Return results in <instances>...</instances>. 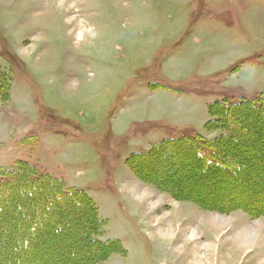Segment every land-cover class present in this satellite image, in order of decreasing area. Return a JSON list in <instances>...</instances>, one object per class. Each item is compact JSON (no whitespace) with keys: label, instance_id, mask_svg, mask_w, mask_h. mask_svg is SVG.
Instances as JSON below:
<instances>
[{"label":"rangeland","instance_id":"obj_1","mask_svg":"<svg viewBox=\"0 0 264 264\" xmlns=\"http://www.w3.org/2000/svg\"><path fill=\"white\" fill-rule=\"evenodd\" d=\"M0 68L12 78L0 101V166L24 161L85 192L104 222L98 239L123 250L100 264H264V213L178 201L128 165L165 139L213 140L222 131L207 129L211 104L264 94V0H0ZM237 112L230 143L264 163V121ZM167 148L141 173L208 205L264 207V164L186 175L189 156ZM78 220L58 238L40 234L41 249L8 245L16 260L8 263L66 262Z\"/></svg>","mask_w":264,"mask_h":264},{"label":"trees","instance_id":"obj_2","mask_svg":"<svg viewBox=\"0 0 264 264\" xmlns=\"http://www.w3.org/2000/svg\"><path fill=\"white\" fill-rule=\"evenodd\" d=\"M11 84L10 73H5L0 68V101L2 103H6L10 99ZM243 109H246L249 114H258L256 118L264 121V94L256 96L252 100L222 99L211 104L210 112L215 116V120L207 122V129L220 130L222 131L221 135L213 140L200 135H183L176 140L165 139L145 154H133L128 160L129 168L137 178L155 186L178 201H188L202 209L229 211L237 207L243 208L245 212L253 216L262 215L264 207L260 209L234 204L220 206L205 204L193 193H182L176 189V181L167 177H159L157 174L156 177L151 175V178L149 172L141 173L145 166L148 171L152 170L155 165L148 164L150 159L159 156V160H162L164 155L160 154L170 151V148L167 147L172 145L181 146V148H177L181 157L189 156V159L180 166L186 175H194V172L200 171L199 167H201L205 171L211 170L216 176H232L242 169L247 170L252 167L254 169V164L257 162L264 164L252 155L248 147H237L236 149L232 142L230 143V141L236 142L239 139L235 132L238 127H235V123H230V119L234 117L232 115L238 113L237 111ZM24 140L21 141V144L28 145ZM31 140L36 141L35 138ZM255 140L257 138H254V142H256ZM223 144L226 145L225 148L220 146ZM235 153L241 155L240 161L235 157ZM250 158L253 162L249 161ZM183 167L185 168L183 169ZM250 180L253 179H247L246 182L248 183ZM215 198L214 201H221L219 197ZM68 209L73 210L77 215L67 219L66 211ZM81 213H86V217L80 215ZM90 214L92 215L90 216ZM79 217L83 221L80 229L81 235L77 237L76 241L69 239L64 245L65 249H68L72 244V248L70 255L65 259L66 262L61 259V264H82V262L83 264H100L111 254L123 252L117 240L110 239L103 242L98 239L104 222L98 219L97 207L85 192L67 187L63 180L40 173L37 168L24 161L17 160L9 166H0V258L7 260V263H10V260L12 263L16 262L15 254L7 247L8 245L10 247L18 245L19 248L23 247L28 250L30 245L34 246L40 242V234L50 235L52 233L58 238L59 234L72 227V225L68 226L69 222L79 221ZM43 243L46 244V241L37 244L40 245V249L43 247ZM74 246L75 248H73ZM77 247L86 249V253L78 254ZM40 249L39 252L42 253ZM39 252L34 256L39 257ZM95 256L100 258L97 259Z\"/></svg>","mask_w":264,"mask_h":264},{"label":"bare ground","instance_id":"obj_3","mask_svg":"<svg viewBox=\"0 0 264 264\" xmlns=\"http://www.w3.org/2000/svg\"><path fill=\"white\" fill-rule=\"evenodd\" d=\"M244 117V116H243ZM248 118V117H247ZM246 119V118H245ZM250 119V118H249ZM259 123V122H258ZM181 153V152H180ZM184 153V152H183ZM158 154V153H157ZM158 159H159V157H158ZM161 159V158H160ZM198 162V161H197ZM157 163V162H156ZM152 167V166H151ZM162 170V169H161ZM165 170V169H164ZM165 174V173H164ZM173 174V173H172ZM155 175V174H154ZM170 175V174H169ZM146 177V176H145ZM150 177H151V175H150ZM152 178V177H151ZM191 182V181H190ZM163 184V183H162ZM200 185V184H199ZM189 187V186H188ZM186 188V187H185ZM200 188V187H199ZM195 189V188H194ZM196 192V191H195ZM198 193V192H197ZM200 193V192H199ZM201 194V193H200ZM204 195V194H203ZM216 195V194H215ZM217 196V195H216ZM237 203V202H236ZM242 203V202H241ZM245 203V202H244ZM205 204H206V202H205ZM212 206V205H211ZM73 212V211H72ZM90 213V212H89ZM92 214H90V216H91ZM72 217V216H71ZM58 219V218H57ZM60 219V218H59ZM81 226V225H80ZM102 252V251H101ZM101 254V253H100ZM104 254V253H103ZM97 255H99V254H97ZM102 256V255H101ZM96 257V256H95ZM94 257V258H95ZM97 258V257H96ZM100 257H98L97 259H99ZM70 260V259H69ZM76 260V259H75ZM74 261V260H73ZM70 262V261H69ZM76 263V262H75ZM70 264V263H69ZM80 264V263H79ZM91 264V263H90Z\"/></svg>","mask_w":264,"mask_h":264}]
</instances>
